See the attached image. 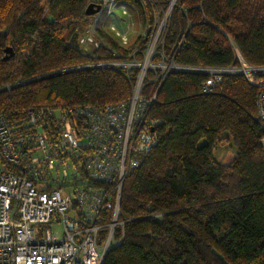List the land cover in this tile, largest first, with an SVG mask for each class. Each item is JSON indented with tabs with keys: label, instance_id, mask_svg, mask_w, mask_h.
Segmentation results:
<instances>
[{
	"label": "trees",
	"instance_id": "trees-1",
	"mask_svg": "<svg viewBox=\"0 0 264 264\" xmlns=\"http://www.w3.org/2000/svg\"><path fill=\"white\" fill-rule=\"evenodd\" d=\"M92 1L103 4L0 0V112L15 132L28 128L32 106L104 107L127 100L134 75L100 64L145 48L164 7L168 16L154 60L226 68L240 65L241 54L264 66V0H116L133 5L147 33L124 46L99 29L105 40L85 52L73 42L79 25L99 14H86ZM209 77L180 69L163 80L150 110L156 143L125 180L124 235L117 231L102 264H264V126L255 120L257 87L242 73H226L205 93ZM158 86L159 80L149 82L143 92L153 95ZM230 139L237 154L220 163L214 148Z\"/></svg>",
	"mask_w": 264,
	"mask_h": 264
},
{
	"label": "built area",
	"instance_id": "built-area-1",
	"mask_svg": "<svg viewBox=\"0 0 264 264\" xmlns=\"http://www.w3.org/2000/svg\"><path fill=\"white\" fill-rule=\"evenodd\" d=\"M102 1L104 6L109 0ZM87 29V39L99 46L92 26ZM153 44L146 53L148 45L136 47L127 60L100 64L134 75L127 100L104 107L32 106L23 134L0 112V264H102L117 231L124 235V183L156 143L150 110L169 72L209 74L205 93L213 92L226 73L246 75L257 87L255 120L264 126V66L238 54V66L182 67L152 59ZM138 52L142 60L135 58ZM155 80L158 90L145 94L144 86Z\"/></svg>",
	"mask_w": 264,
	"mask_h": 264
},
{
	"label": "rangeland",
	"instance_id": "rangeland-1",
	"mask_svg": "<svg viewBox=\"0 0 264 264\" xmlns=\"http://www.w3.org/2000/svg\"><path fill=\"white\" fill-rule=\"evenodd\" d=\"M167 16L168 9H165L164 7L160 14L157 15V25L153 32V40L145 49H143L146 53L148 48L151 49L154 42L152 59H154V56L158 51L166 26ZM89 26H92V32L95 35L94 39L97 40L98 43L105 40V36L99 31V29H102L106 34L114 36L124 46H129L131 43H134L138 39L139 35H144L148 31L147 28L142 27L138 22L137 11L133 5L130 3L117 2L116 0H109L107 4L103 6L101 12L96 18L82 22L77 28L73 45L85 52H89V50L92 51L95 47H97L95 42L88 40L86 37L87 28ZM133 53L131 54L132 56ZM164 65L166 67L169 66L170 68V62L164 61ZM22 82L23 81L19 82V84ZM15 85H6V88L13 87ZM201 143H205V141L202 140ZM213 154L218 162L229 164L233 161L237 154V146L233 139H230L225 144H217L214 148Z\"/></svg>",
	"mask_w": 264,
	"mask_h": 264
},
{
	"label": "water",
	"instance_id": "water-1",
	"mask_svg": "<svg viewBox=\"0 0 264 264\" xmlns=\"http://www.w3.org/2000/svg\"><path fill=\"white\" fill-rule=\"evenodd\" d=\"M102 8H103V4L102 3L92 1V2H90L88 4V6L86 7L85 11H86L87 15H95V14L100 13ZM11 51H12V47L8 46L6 48V53H10ZM5 58L8 59L9 58V54H6ZM56 73L57 72H53V73H51L49 75H53V74H56ZM49 75H46V76H49ZM43 77H45V76H42L41 78H43ZM36 79H39V78H36ZM22 83H26V82H22ZM22 83H20V84H22ZM17 85H19V83Z\"/></svg>",
	"mask_w": 264,
	"mask_h": 264
},
{
	"label": "bare ground",
	"instance_id": "bare-ground-1",
	"mask_svg": "<svg viewBox=\"0 0 264 264\" xmlns=\"http://www.w3.org/2000/svg\"><path fill=\"white\" fill-rule=\"evenodd\" d=\"M154 48V47H153Z\"/></svg>",
	"mask_w": 264,
	"mask_h": 264
}]
</instances>
